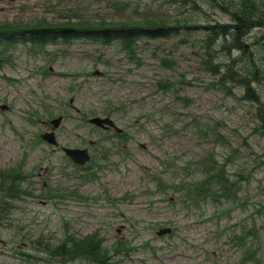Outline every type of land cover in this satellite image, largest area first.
Returning <instances> with one entry per match:
<instances>
[{"label": "rangeland", "instance_id": "374dc122", "mask_svg": "<svg viewBox=\"0 0 264 264\" xmlns=\"http://www.w3.org/2000/svg\"><path fill=\"white\" fill-rule=\"evenodd\" d=\"M191 1L0 0L6 32L121 19L110 12L111 2L127 8L124 18L179 23L169 38L144 39L132 48L78 31L0 51V106H10L0 108V168L16 166L14 176L34 181H24L26 199L14 201L26 227L57 237L69 228L88 255L97 249L90 239L95 231L108 236L104 247L123 238L135 248L134 264H264V82L256 101L247 85L227 78L242 75L252 62L264 73V49L244 55L236 72L231 65L225 70L226 58L238 61L242 52L217 41L207 26L228 24L230 16L208 0H195L197 7ZM94 114H110L129 133L123 140L114 129L91 125ZM59 115L61 144L109 152L78 172L98 182H72L68 189L70 182L58 177L59 169L69 168L67 159L40 135ZM223 161L228 170L234 164L241 170L235 173L239 186L221 185L228 176ZM185 184L193 185L187 194L203 186L189 208L181 195ZM7 192L0 187V198ZM31 209L40 224L30 220ZM168 225L173 233L159 236ZM6 236L0 235V245Z\"/></svg>", "mask_w": 264, "mask_h": 264}, {"label": "trees", "instance_id": "16d2710c", "mask_svg": "<svg viewBox=\"0 0 264 264\" xmlns=\"http://www.w3.org/2000/svg\"><path fill=\"white\" fill-rule=\"evenodd\" d=\"M217 2L220 6H229L231 11L233 12L234 22L236 23L234 25L235 28H232L234 31L233 37L235 45L237 44L238 47H243L244 44V36L246 33H248V30L255 26H264V9L262 6L263 0H256L254 2L253 0H229L232 1L230 4H227V2L222 0H214ZM221 6V7H222ZM255 8V9H254ZM254 16V17H253ZM167 23L165 20L162 21ZM152 23H148L147 25L135 23V22H129V23H122L119 24L120 27H117L110 31L102 30L100 32H97L95 36L99 39H118L122 41L123 43H131L137 40H140L142 38H151L156 36L164 35L167 28L161 26V25H151ZM126 28V29H125ZM141 36L138 39H133L134 37ZM264 36V35H263ZM121 37V38H120ZM264 49V46H263ZM257 79V76L255 75V78Z\"/></svg>", "mask_w": 264, "mask_h": 264}, {"label": "water", "instance_id": "95a60500", "mask_svg": "<svg viewBox=\"0 0 264 264\" xmlns=\"http://www.w3.org/2000/svg\"><path fill=\"white\" fill-rule=\"evenodd\" d=\"M93 121L102 124L103 122H109L112 124L111 121H109L108 119H101V118H94Z\"/></svg>", "mask_w": 264, "mask_h": 264}, {"label": "bare ground", "instance_id": "6f19581e", "mask_svg": "<svg viewBox=\"0 0 264 264\" xmlns=\"http://www.w3.org/2000/svg\"><path fill=\"white\" fill-rule=\"evenodd\" d=\"M250 69H251V67H250V66H246V67L244 68V71H245V72H249V71H250Z\"/></svg>", "mask_w": 264, "mask_h": 264}]
</instances>
